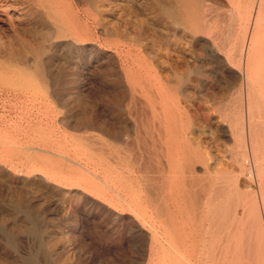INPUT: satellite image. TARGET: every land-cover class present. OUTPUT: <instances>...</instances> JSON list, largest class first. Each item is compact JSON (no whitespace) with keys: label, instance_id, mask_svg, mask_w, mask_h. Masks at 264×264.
Returning a JSON list of instances; mask_svg holds the SVG:
<instances>
[{"label":"rangeland","instance_id":"rangeland-1","mask_svg":"<svg viewBox=\"0 0 264 264\" xmlns=\"http://www.w3.org/2000/svg\"><path fill=\"white\" fill-rule=\"evenodd\" d=\"M221 1L0 0V264H182L186 209L264 222V69L241 49L255 4ZM105 148L143 211L101 193Z\"/></svg>","mask_w":264,"mask_h":264},{"label":"bare ground","instance_id":"bare-ground-1","mask_svg":"<svg viewBox=\"0 0 264 264\" xmlns=\"http://www.w3.org/2000/svg\"><path fill=\"white\" fill-rule=\"evenodd\" d=\"M221 1V0H220ZM251 1V0H249ZM222 2V1H221ZM244 2V0H243ZM248 2V1H247ZM252 2H254V8L252 9L251 7L249 8L250 10L248 13V16L251 18V25L247 26L245 28V36H246V40L245 42L241 45V49L244 50V70L246 72H249L248 74L251 75H256V77H259L258 75H260V71L261 69H264V0H253ZM242 3V2H241ZM240 5V2H239ZM248 5V4H247ZM183 7V6H182ZM186 7V6H185ZM180 8V7H179ZM212 8V7H210ZM219 8V7H218ZM207 9V8H206ZM214 10V9H213ZM209 11V10H208ZM227 11V10H226ZM187 12V11H186ZM206 12V11H205ZM174 15L175 12L173 13ZM179 14V13H178ZM215 14V13H214ZM213 14V15H214ZM227 14V13H226ZM180 15V14H179ZM217 15V14H216ZM181 16V15H180ZM196 17V16H195ZM194 17V18H195ZM247 17V15H246ZM183 18V17H182ZM208 19V17H206ZM205 18V20H206ZM248 19V18H247ZM211 20V19H210ZM202 21V20H201ZM247 22V21H246ZM209 23V22H208ZM201 24V23H200ZM207 24V23H206ZM204 24V25H206ZM185 25V24H184ZM212 25V24H211ZM236 25V24H235ZM208 26V25H207ZM214 26V25H213ZM240 26V25H239ZM246 26V24H245ZM210 27V26H209ZM238 27V26H237ZM236 29V28H235ZM204 32V31H203ZM209 32V31H208ZM213 33V32H212ZM234 33V32H233ZM237 33V32H236ZM241 33V32H240ZM239 33V34H240ZM242 36V35H241ZM239 38V37H238ZM228 39V38H227ZM235 39H237L235 37ZM234 39V40H235ZM232 40V39H231ZM238 41V40H237ZM234 42V41H233ZM241 42V41H240ZM243 42V41H242ZM234 44V43H233ZM206 45V44H205ZM213 45V44H212ZM207 47V46H206ZM204 47V48H206ZM233 47V45H232ZM208 49V47H207ZM231 49V48H230ZM241 50V51H242ZM208 51V50H207ZM233 51V50H232ZM243 52V51H242ZM239 53V52H238ZM241 54V53H240ZM209 55V54H208ZM229 55V54H228ZM231 56V55H229ZM243 56V55H241ZM234 57V55H233ZM240 57V56H238ZM228 59V58H227ZM232 60V59H231ZM237 60V59H236ZM243 60V59H242ZM240 61H238L239 64ZM243 63V61H241ZM252 63L255 64L256 69H252V67H250L251 65H253ZM251 68V69H250ZM246 74V73H245ZM254 77V76H253ZM254 77V78H256ZM263 77L262 75L260 76V78ZM254 80V79H253ZM249 82V80H247ZM255 81H258L255 79ZM251 82V81H250ZM260 82V81H258ZM261 83V82H260ZM252 84V83H251ZM264 84V83H263ZM263 85L260 84L259 89H262ZM245 87V86H244ZM249 87V86H248ZM252 88V87H251ZM255 88V87H254ZM249 90V89H248ZM264 91V89H263ZM249 94V91L247 92ZM249 98V97H248ZM248 103V102H247ZM251 107V106H249ZM251 111V110H250ZM11 126V125H10ZM9 127V126H8ZM20 128V127H19ZM24 131V130H23ZM140 131V130H139ZM126 133V132H125ZM2 134V133H1ZM66 135V134H65ZM87 135V134H86ZM124 135V134H123ZM122 135V136H123ZM128 135V134H127ZM61 136V135H60ZM157 138V137H155ZM6 139V138H5ZM123 139V137H122ZM177 139V138H176ZM124 140V139H123ZM172 140V139H171ZM180 140V139H179ZM120 141V139H119ZM125 141V140H124ZM128 142V140H126ZM161 142V141H160ZM159 142V143H160ZM167 142V141H166ZM181 143V141H179ZM177 142V143H179ZM13 144V142H11ZM15 143V142H14ZM107 143V142H106ZM163 143V142H162ZM176 143V142H175ZM176 143V144H177ZM11 144V145H12ZM111 144V143H110ZM173 144V143H172ZM107 145V144H106ZM113 146V144H111ZM110 145V146H111ZM151 145V144H150ZM15 146V144H14ZM18 146V145H16ZM61 147V145H59ZM109 146V147H110ZM117 146V145H116ZM108 147V148H109ZM155 147V144H154ZM28 148V147H27ZM39 148V147H38ZM58 148V147H57ZM66 148V147H65ZM104 148V147H103ZM102 148V149H103ZM112 148V147H111ZM114 148V146H113ZM182 148V146H181ZM247 148V147H246ZM37 149V148H36ZM45 149V148H44ZM47 149V148H46ZM67 149V148H66ZM117 149V148H116ZM172 149V148H171ZM38 150V149H37ZM41 150V149H40ZM62 150H64L62 148ZM71 150V149H70ZM70 150H68L70 152ZM110 150V149H109ZM163 150V148H162ZM169 150V149H167ZM46 151V150H45ZM44 151V152H45ZM49 151V150H48ZM47 151V152H48ZM53 151V150H52ZM60 151V150H59ZM77 151V149H76ZM86 153L87 151L84 150ZM120 151V149H119ZM153 151V150H152ZM248 151V150H247ZM36 152V151H35ZM38 152V151H37ZM67 152V151H66ZM68 152V153H69ZM79 152V151H78ZM105 152H106V156H105V175L104 177H102L101 179V188L100 191L102 190L101 193H103L105 195V197H115V199H117V201L119 202H123L125 203V205L129 206H134V207H144L147 208L148 205L147 204H143L142 202L135 201V199H130L128 196H126V193L123 192L122 188L120 187V178L117 181H114L111 178V163H109V159H110V151H106L105 148ZM118 152V151H117ZM123 152V151H122ZM154 152V151H153ZM53 154L57 155L60 157H63L65 159H68L70 161H72L73 163H76L73 159H70L68 157H65L64 155H62L61 153H58V151L56 152L55 150L52 152ZM75 153V151H74ZM80 153V152H79ZM77 153V154H79ZM121 153V152H120ZM177 153V152H176ZM46 154V153H45ZM48 154V153H47ZM51 155V153H49ZM85 154V153H84ZM103 154V153H101ZM116 153H114L115 155ZM31 155V154H29ZM44 155V154H43ZM82 155V154H81ZM112 155V154H111ZM33 156V155H32ZM90 156V155H88ZM88 156L87 159L89 158ZM92 156V155H91ZM90 156V157H91ZM101 156V155H100ZM119 156V155H118ZM121 156V155H120ZM173 156V155H172ZM48 157V156H47ZM46 157V158H47ZM56 157V156H54ZM59 157V158H60ZM80 157V156H79ZM82 157H85L84 155ZM163 157V156H162ZM176 157V156H175ZM180 157V155H179ZM30 158V157H29ZM28 158V160H29ZM34 158V156H33ZM37 158V157H36ZM48 158H52L51 156ZM73 158V157H72ZM116 157H113V159H115ZM124 158V157H123ZM35 159V158H34ZM39 159V158H38ZM37 159V160H38ZM42 159V158H40ZM39 159V160H40ZM45 159V156H44ZM54 159V158H53ZM62 159V158H61ZM83 159V158H82ZM92 159V158H91ZM112 159V160H113ZM49 162H51L52 160L48 159ZM67 160V161H68ZM119 160V159H118ZM117 160V161H118ZM179 160V159H178ZM58 161V160H57ZM57 161H52L54 164L58 163ZM59 161H61L60 163H62V160L59 159ZM80 161V160H79ZM102 161V160H101ZM104 161V160H103ZM157 161V160H156ZM161 161V160H160ZM246 161V160H245ZM30 162V161H29ZM38 162V161H37ZM51 162V163H52ZM64 162V161H63ZM82 164V160L80 161ZM87 162V161H86ZM85 162V163H86ZM89 162V160H88ZM93 162V161H92ZM121 162V161H120ZM132 162V161H131ZM45 163V162H44ZM72 163V164H73ZM118 163V162H116ZM122 163V162H121ZM137 163V162H135ZM164 163V162H163ZM162 163V164H163ZM24 164V163H23ZM32 164V162H31ZM34 164V163H33ZM64 164V163H63ZM62 164V165H63ZM68 164V163H67ZM96 164H99V162H96ZM113 164V163H112ZM18 165V164H17ZM45 165V164H43ZM47 165V164H46ZM57 165V164H56ZM84 165V164H83ZM117 165V164H116ZM181 165V164H180ZM28 166V165H27ZM50 166V164H49ZM59 166V164H58ZM65 165H63L64 167ZM81 166V165H80ZM79 166V167H80ZM100 166V165H98ZM115 166V165H112ZM120 166V165H118ZM32 167V166H31ZM44 168H46L45 166H42ZM51 167V166H50ZM54 167V166H53ZM52 167V168H53ZM62 167V168H63ZM67 167V166H66ZM75 167V166H74ZM85 169V166H82ZM89 167V166H88ZM95 167H97L95 165ZM93 167V168H95ZM166 167V166H165ZM180 167V166H179ZM38 169L40 167H37ZM81 168V167H80ZM82 168V169H83ZM87 168V167H86ZM114 168V167H113ZM175 168V167H174ZM35 169V166L32 167V169H30L31 171ZM41 169V168H40ZM55 169V168H54ZM53 169V170H54ZM69 169V168H68ZM71 169V168H70ZM75 169V168H74ZM73 169V171H74ZM83 169V170H84ZM119 169V168H118ZM165 169V168H163ZM21 170V169H20ZM28 170V169H27ZM26 170V171H27ZM52 170V171H53ZM62 170V169H61ZM72 170V169H71ZM77 170V168L75 169V171ZM86 170V169H85ZM103 170V169H102ZM113 170V169H112ZM30 171V172H31ZM42 172V169L40 170ZM47 171V169H46ZM57 171V170H55ZM54 172V177L57 175ZM59 171V170H58ZM57 171V172H58ZM65 171V170H63ZM70 171V170H69ZM73 171H70L71 174L70 175L72 177H75V174L72 173ZM78 171V170H77ZM87 171V170H86ZM92 170H90L91 173ZM94 171V170H93ZM99 171V169H98ZM101 171V169H100ZM103 171V172H104ZM115 171V170H114ZM119 171V170H118ZM125 171V170H124ZM172 171V170H171ZM174 171V169H173ZM19 172V171H18ZM38 172V171H37ZM60 172V171H59ZM81 172V171H79ZM126 172V171H125ZM128 172V171H127ZM158 172V171H157ZM44 173V171H43ZM51 173V172H50ZM69 173V174H70ZM175 173V172H174ZM48 174V173H47ZM46 174V175H47ZM59 174V173H58ZM81 174L83 175V173L81 172ZM92 174H94V172H92ZM98 174V172H97ZM102 174V173H101ZM116 174V173H115ZM114 174V176H115ZM120 174V173H119ZM118 174V175H119ZM35 175V174H34ZM51 175V174H50ZM48 176L50 178H52V176ZM53 175V174H52ZM60 176L62 174H59ZM80 174H78L79 176ZM81 175V176H82ZM100 175V173H99ZM128 175V174H127ZM158 175V174H156ZM58 176V175H57ZM56 176V178H57ZM64 176V175H62ZM61 176V177H62ZM69 175L67 176V182L71 181L69 180L70 177ZM77 176V177H78ZM102 176V175H101ZM124 176V175H123ZM126 176V175H125ZM132 176V174H131ZM165 176V175H164ZM172 176V175H171ZM37 177V176H36ZM91 177V176H90ZM93 177H95L93 175ZM120 177V176H118ZM128 178V176H126ZM135 177V176H134ZM174 177V175H173ZM49 178V179H50ZM69 178V179H68ZM81 179H85V174L83 177H80ZM79 177L76 178L79 181L81 180ZM92 178V177H91ZM90 178V179H91ZM130 178V177H129ZM159 178V177H158ZM163 178V177H162ZM60 179V177H59ZM63 179V177H62ZM66 179V178H65ZM94 178H92L91 180H93ZM174 179V178H173ZM57 180V179H56ZM64 180V179H63ZM62 180V181H63ZM88 175H87V182H88ZM123 180V179H122ZM132 180V179H130ZM138 180V179H137ZM165 179H162V181H164ZM171 180V179H170ZM169 180V182H171ZM182 180V179H181ZM53 181V180H52ZM58 181V180H57ZM56 181V184H59V182ZM61 181V180H60ZM61 181V182H62ZM75 181V180H74ZM73 181V182H74ZM77 181V180H76ZM98 181V180H97ZM124 181V180H123ZM142 181V180H141ZM161 181V180H160ZM78 182V181H77ZM95 182V181H93ZM100 182V181H99ZM125 182V181H124ZM133 182V181H131ZM149 182V181H148ZM175 182V181H174ZM64 183V182H63ZM89 183V182H88ZM87 183V184H88ZM97 183V182H96ZM130 183V182H129ZM139 183V182H138ZM143 183V182H142ZM146 183V182H144ZM151 183V182H150ZM164 183V182H163ZM66 184V183H64ZM68 184V183H67ZM77 184V183H76ZM90 184H93L92 181ZM134 184V183H132ZM131 184V185H132ZM182 184V183H181ZM95 185V184H94ZM93 185V186H94ZM126 185V184H125ZM140 185V184H139ZM146 185V184H145ZM148 185V184H147ZM162 185V184H161ZM63 186V185H62ZM67 186V185H66ZM77 186V185H75ZM97 186V185H96ZM135 186V185H133ZM78 187V186H77ZM99 186H97V189ZM168 187V186H167ZM96 188V187H95ZM126 188V187H125ZM133 188V187H132ZM154 189V187H152ZM81 189V187H80ZM88 189V188H87ZM90 190V188H89ZM92 190V189H91ZM90 190V191H91ZM131 190V189H130ZM160 190V189H159ZM172 190V189H171ZM85 191V190H84ZM99 191V190H98ZM88 192V191H87ZM92 192V191H91ZM90 192V193H91ZM95 192V191H94ZM92 192V193H94ZM126 192V191H125ZM134 192V191H133ZM170 192V191H169ZM79 193V192H78ZM84 193V192H83ZM89 193V195H90ZM91 193V194H92ZM151 193L148 191V194ZM98 194V193H97ZM102 194V195H103ZM130 194V193H129ZM169 194V193H168ZM171 194V193H170ZM87 195V194H86ZM96 195V194H95ZM101 195V196H102ZM128 195V194H127ZM143 195V194H141ZM157 195V194H156ZM130 196V195H129ZM132 196V194H131ZM130 196V197H131ZM150 196V195H149ZM169 196V195H168ZM96 197V196H95ZM134 197H137L134 196ZM151 197V196H150ZM15 198V197H13ZM100 198V197H99ZM104 198V197H103ZM108 198V199H109ZM129 198V199H128ZM162 198V197H160ZM94 199V198H93ZM96 199V198H95ZM112 199V198H111ZM146 199V198H145ZM102 200V199H101ZM107 200V199H106ZM161 200V199H160ZM10 201V200H9ZM104 201V200H102ZM116 201V202H117ZM144 201V200H143ZM167 201V200H166ZM176 201V200H175ZM9 203V202H8ZM13 203V202H12ZM114 203V202H113ZM254 203V202H253ZM92 204V203H91ZM110 205H112L109 202ZM118 205V204H117ZM116 205V206H117ZM124 205V204H123ZM14 208L16 209H21L23 211L28 212L27 208L25 207V205H23L22 202L18 201L14 203ZM120 206V204H119ZM131 207V208H132ZM250 207V206H249ZM121 208V207H120ZM137 208V209H138ZM184 208V207H183ZM133 209V208H132ZM136 209V208H135ZM141 209V208H140ZM152 209V208H151ZM155 209V208H154ZM160 209V208H159ZM123 210V209H122ZM143 211V208L141 209ZM147 210V209H146ZM223 210V209H222ZM134 211V210H133ZM248 212H246V210H243L242 214H237L236 212L231 214H228V211H223L224 214L221 213V221H219V223H214L213 221L209 222V224H205V222L200 218V216L194 212H191V210L186 209L184 211L183 214V220H182V264H264V226L262 225V223L264 224V222L260 221L258 212L256 210V208H254V206H252L249 210L247 209ZM125 212V211H124ZM154 214V213H153ZM158 215V214H157ZM261 215V214H260ZM155 216V215H154ZM159 216V215H158ZM161 217V216H160ZM30 222L33 225L34 221H35V216L34 215H30ZM155 218V217H154ZM220 218V217H219ZM153 221V220H152ZM155 221V220H154ZM160 221V220H159ZM155 223V222H154ZM157 225V224H156ZM159 225V224H158ZM154 227V226H153ZM158 228V227H157ZM166 230V229H165ZM31 233H35L36 232V228L35 226H31L30 230ZM151 237L153 239H158V238H165L168 237V234H164L162 232H160L158 229H154L153 233L151 234ZM160 240V239H159ZM165 240V239H164ZM165 242V241H164ZM171 245V244H170ZM156 247V246H155ZM173 247V246H172ZM28 264H33L31 260H27Z\"/></svg>","mask_w":264,"mask_h":264}]
</instances>
